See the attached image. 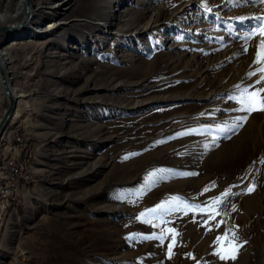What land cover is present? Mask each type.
I'll list each match as a JSON object with an SVG mask.
<instances>
[{
    "label": "rangeland",
    "instance_id": "rangeland-1",
    "mask_svg": "<svg viewBox=\"0 0 264 264\" xmlns=\"http://www.w3.org/2000/svg\"><path fill=\"white\" fill-rule=\"evenodd\" d=\"M33 2L42 33L10 48L0 34L18 97L1 150L20 139L28 178L0 223V264H264V112L230 139L217 130L244 115L228 97L257 79L259 36L247 53L243 37L264 4ZM18 4L0 0V13ZM7 107L0 83V120ZM229 189L207 227L185 211ZM233 232L236 259L222 261L217 237Z\"/></svg>",
    "mask_w": 264,
    "mask_h": 264
},
{
    "label": "snow or ice",
    "instance_id": "snow-or-ice-1",
    "mask_svg": "<svg viewBox=\"0 0 264 264\" xmlns=\"http://www.w3.org/2000/svg\"><path fill=\"white\" fill-rule=\"evenodd\" d=\"M235 4H239L240 0H234ZM245 3L252 4H264V0H244ZM241 21L247 19L246 17H240ZM257 23L248 31V34L243 37L245 41L244 52L248 51V43L252 41L254 37L259 36V41L256 45L255 59L253 60V64L257 65L254 71H250L247 74V78L251 79L252 77H257L254 83L242 86H235V94L230 95L228 97L229 100L234 101L237 104V107L233 109V111L244 113V115L237 116L230 124H225L222 127H218V131L225 133V139H230L231 134H236L239 129H241L244 124L247 123L248 119L254 112H264V17L257 16L254 17ZM261 85L260 87H257ZM218 139L214 137V140ZM218 146V145H217ZM264 163V160L260 161ZM184 175H195V173H186ZM210 189H205V191H209ZM255 190V185L252 184L247 188V193H251ZM230 194V189L226 190L219 197H215L212 201L208 202L207 208H200L199 205H189L187 203L184 204L185 211H199L208 215V221H205L204 226L207 227L208 223L216 218V216L221 215V211L218 207L219 204H222ZM164 205L158 206L159 208H163ZM158 209H151L149 212H155ZM233 210H235L233 206ZM147 213L142 214V216H146ZM219 223H223L220 221ZM219 226V224L217 225ZM211 230V228H209ZM168 233L173 236V244L175 243V230L167 229ZM158 239H163V237H154ZM217 246L218 251L214 253L219 256L222 261H227L229 259L235 260L236 253L240 245L236 243L235 233L233 232L232 237L229 238L228 233H225L223 236L217 237ZM172 246H169V256H171Z\"/></svg>",
    "mask_w": 264,
    "mask_h": 264
},
{
    "label": "bare ground",
    "instance_id": "bare-ground-1",
    "mask_svg": "<svg viewBox=\"0 0 264 264\" xmlns=\"http://www.w3.org/2000/svg\"><path fill=\"white\" fill-rule=\"evenodd\" d=\"M16 11L17 12H14V13H9V12L0 13V34L3 33L2 34L3 39H8V38L11 39L9 44L7 43L8 45H6L7 48L8 47L10 48L11 46L17 44V42H16L17 39H22V37H25V36L27 37V35H32L34 32L42 33L41 30H37V29L34 30L32 28V25H31V22L34 20V13H35L34 9H33V0H29L28 12H26L25 0H19L18 9ZM19 15H24L21 22H18L15 25L6 26V24L8 23L9 20H11L12 18H17ZM25 17H26V20L24 21ZM20 23H22V26L18 27V25ZM2 26H4V27H2ZM51 27H54L53 23H50L47 26V29H49ZM13 33H16V34H13ZM14 36H15V38H12ZM8 64H9V62H8L6 53H5L3 48H0V83H1V87L5 93V96L7 97L4 85L1 81V75H2L3 78L5 79L6 88H7V90H9V92H10V94L14 100V108H13L11 114L9 115V117L4 122V125L2 126V128L0 130V153L2 152V150H1V144L3 141L2 135H3L4 129L7 125V123L10 121V119L12 118L13 114L16 111L17 99H18V97H17V95H16V93H15V91L12 88V85L10 83L9 71L6 68V66ZM7 152H8V150L6 149L5 153H7ZM17 155H19L18 146L16 149V156L14 159V167H15V170L20 173V170L22 167V164L20 163L21 157H18ZM5 164H6V156H0V165H5ZM0 177H6V166H0ZM22 177L24 178V176H22ZM27 181H28V178H27ZM18 188H19V179H13L10 182L9 194H2L0 196V223H2V222L4 223L5 216L8 215V212L10 211L9 208L11 207V204L14 205L16 198L13 197V195L16 194ZM9 197H10V199H9ZM249 216H250V214H246V213H244L243 215L240 214L238 217L236 216L237 217L236 221H238V223H239L238 225H241V223L243 221L242 218L245 219Z\"/></svg>",
    "mask_w": 264,
    "mask_h": 264
},
{
    "label": "built area",
    "instance_id": "built-area-1",
    "mask_svg": "<svg viewBox=\"0 0 264 264\" xmlns=\"http://www.w3.org/2000/svg\"><path fill=\"white\" fill-rule=\"evenodd\" d=\"M13 140H17L16 142ZM12 141H8L6 146L2 149L0 156H6V164L0 166H6V177H0V196L2 194H9L10 182L13 179H24V184L27 182V178H23L22 175L18 171L15 170L14 167V159L16 156V149L20 142V139H13ZM8 150L5 153V150ZM10 199V197H9Z\"/></svg>",
    "mask_w": 264,
    "mask_h": 264
},
{
    "label": "water",
    "instance_id": "water-1",
    "mask_svg": "<svg viewBox=\"0 0 264 264\" xmlns=\"http://www.w3.org/2000/svg\"><path fill=\"white\" fill-rule=\"evenodd\" d=\"M25 3H26V12H28L29 0H25ZM25 20H26V17H25L24 21ZM20 26H22V23H20L18 25V27H20ZM1 81H2V83L4 85L5 92H6V95H7L8 107L5 110L4 115L2 116V118L0 120V130H1L2 126L4 125V122L9 117V115L11 114V112H12V110L14 108V100H13V97L11 96L9 90H7L6 83H5V79L3 78L2 75H1Z\"/></svg>",
    "mask_w": 264,
    "mask_h": 264
},
{
    "label": "trees",
    "instance_id": "trees-1",
    "mask_svg": "<svg viewBox=\"0 0 264 264\" xmlns=\"http://www.w3.org/2000/svg\"><path fill=\"white\" fill-rule=\"evenodd\" d=\"M33 4H34V2H33Z\"/></svg>",
    "mask_w": 264,
    "mask_h": 264
},
{
    "label": "crops",
    "instance_id": "crops-1",
    "mask_svg": "<svg viewBox=\"0 0 264 264\" xmlns=\"http://www.w3.org/2000/svg\"><path fill=\"white\" fill-rule=\"evenodd\" d=\"M15 203V202H14Z\"/></svg>",
    "mask_w": 264,
    "mask_h": 264
}]
</instances>
